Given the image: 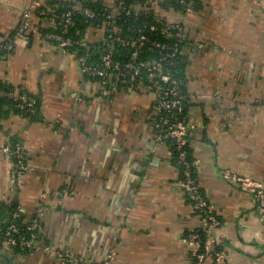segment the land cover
Listing matches in <instances>:
<instances>
[{"label":"crops","instance_id":"obj_1","mask_svg":"<svg viewBox=\"0 0 264 264\" xmlns=\"http://www.w3.org/2000/svg\"><path fill=\"white\" fill-rule=\"evenodd\" d=\"M31 1L0 0V42ZM167 17L186 24L190 145L197 180L221 218L213 235L229 264H264L255 196L225 176L264 183V0H198ZM0 79L38 102L37 114L0 112V145H23L28 164L15 183L14 157L0 152V202H15L27 224L41 213L42 223L37 248L0 247L11 264H63L56 250L113 254L114 264H215L213 256L197 263L185 239L200 216L169 144L157 138L152 95L111 92L84 72L76 50L41 34L0 61Z\"/></svg>","mask_w":264,"mask_h":264},{"label":"built area","instance_id":"obj_2","mask_svg":"<svg viewBox=\"0 0 264 264\" xmlns=\"http://www.w3.org/2000/svg\"><path fill=\"white\" fill-rule=\"evenodd\" d=\"M163 2L164 0H111L110 3L102 0L104 12L100 23L84 28L77 34H69L67 32L70 26L75 25L77 15L94 20L99 16L96 8L82 0H63L54 7L48 6L43 0H32L24 9L22 22L17 29L8 39L0 42V52L11 53L20 41H28L31 35L41 34L62 48L76 49L84 72L98 78L111 92L126 90L152 95L155 110L152 124L157 138L160 142L169 144V152L181 169L180 186L200 216V227L191 229L185 239L190 244L197 263L213 256L215 264H229L226 252L218 248L219 243L213 235L214 228L221 224V218L196 177V160L191 152L189 137L195 125L189 121L185 112L187 98L193 99L195 95H187L181 79L175 75L180 62L179 54L186 49V24L183 19L171 20L167 17L168 12L186 14L195 8V3L193 0H176V3L184 6L182 10L173 5L166 8ZM61 8L63 10L59 12ZM151 12L156 15L150 23L144 16L149 18ZM132 15L142 19L141 23L129 25L128 29L135 33L123 35L119 28ZM36 18L45 20L47 26L41 27L36 23ZM147 28L153 29L156 36L147 33ZM0 96L13 98L17 101V106L26 112H38L37 100L23 89L0 88ZM0 152H8L14 157L12 181L19 183L21 175L28 169L25 147L21 144H5L0 145ZM225 176L254 194L264 221V183L229 171L225 172ZM63 192L68 193L67 190ZM21 215V208H16L14 218ZM41 228V213H37L28 224L27 229L31 231L29 234H25L23 226L13 221L6 226L4 235H0V245L4 248L18 247L20 250L37 248L40 245ZM54 252L63 264H114L113 254L106 260H96L84 258L70 250Z\"/></svg>","mask_w":264,"mask_h":264},{"label":"trees","instance_id":"obj_3","mask_svg":"<svg viewBox=\"0 0 264 264\" xmlns=\"http://www.w3.org/2000/svg\"><path fill=\"white\" fill-rule=\"evenodd\" d=\"M82 1H85L86 4H89L93 7L96 8L97 12L99 13V16L97 18H95L94 20H91L87 17H84V16H81V15H77L75 17V25L73 26H70V29L67 33L69 34H77L78 31H83L84 28H87L91 25H94V24H99L100 23V20L103 18V12H104V9L102 8V3L101 1L102 0H82ZM194 3H195V8L198 7V0H193ZM48 2L50 4H57L56 6H58L59 4L62 3V0H48ZM174 6L176 7L177 9H182L184 10V6L182 4H179V3H176V0H164L163 2V6L166 7V8H169L171 6ZM61 7V5L59 6V8ZM63 8L59 9V12L62 11ZM156 14H153L152 12L149 14V18H147V16L144 18H146L147 21H150V23L152 22V18H154ZM129 19L126 20V24L125 25H122V27L119 28V32L122 33L123 35H126V36H129L130 34H133L135 33L134 31H131L128 29V26L129 25H138L139 23H141V20L142 19H138L137 16H128ZM140 17H143L142 15H140ZM52 29H55V28H52ZM146 32L147 33H150L152 36H156V32L151 29V28H147L146 29ZM161 38V37H160ZM184 47H186V43L184 44ZM72 50H76V49H73ZM182 51V50H181ZM78 52V51H77ZM9 54L8 52H0V61L2 59H4L6 57V55ZM179 57H180V62L178 64V66L176 67L175 69V75L181 79V82H182V87L184 88V91L185 93H187L188 95V92L186 91V81H185V75H186V69H187V66H188V54L186 52V49L184 48L183 51L179 54ZM0 88H3V89H13L15 88L14 85H11L7 82H4L2 79H0ZM38 104V102H37ZM190 104H189V99L187 98V104L185 105V112L188 111V108H189ZM4 109H7V110H16V111H23L21 108H19L17 106V101L14 100L13 98H9L7 96H0V112L3 111ZM34 116H38V115H34ZM191 152H192V149H191ZM18 208L17 204L15 202H0V230H1V233L0 235H4V231L6 229V226L9 225L11 222H16L17 224L23 226L24 228V232L25 234H29L31 231H29L27 229L28 227V224L25 223V221L23 220V216L21 215L20 217L18 218H14L13 216V212L14 210ZM10 212V219L8 220H4L3 218V213L4 212ZM203 234L205 233L203 230H202ZM1 247V245H0ZM218 248H220V245L218 246ZM13 249L15 251H18V252H23V253H26L29 251V249H25V250H20L18 247H13Z\"/></svg>","mask_w":264,"mask_h":264},{"label":"water","instance_id":"obj_4","mask_svg":"<svg viewBox=\"0 0 264 264\" xmlns=\"http://www.w3.org/2000/svg\"><path fill=\"white\" fill-rule=\"evenodd\" d=\"M0 257L4 258V260L6 261V264H11L12 258H11V256L8 253L0 252Z\"/></svg>","mask_w":264,"mask_h":264}]
</instances>
